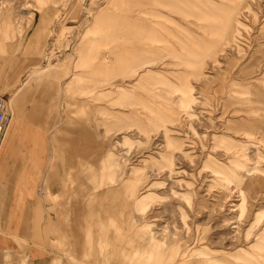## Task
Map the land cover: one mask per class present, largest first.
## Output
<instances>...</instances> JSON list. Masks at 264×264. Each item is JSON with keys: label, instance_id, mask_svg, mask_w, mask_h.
<instances>
[{"label": "rangeland", "instance_id": "obj_1", "mask_svg": "<svg viewBox=\"0 0 264 264\" xmlns=\"http://www.w3.org/2000/svg\"><path fill=\"white\" fill-rule=\"evenodd\" d=\"M0 71L27 123L57 97L38 188L63 264L68 202L101 220L93 264H264V0H0Z\"/></svg>", "mask_w": 264, "mask_h": 264}, {"label": "crops", "instance_id": "obj_2", "mask_svg": "<svg viewBox=\"0 0 264 264\" xmlns=\"http://www.w3.org/2000/svg\"><path fill=\"white\" fill-rule=\"evenodd\" d=\"M107 16V13H102L99 19L107 18ZM45 32V20L41 18L26 42L25 49L29 52L37 49ZM107 63L108 61L104 60V63L94 74L102 73L105 69L102 66ZM140 68H144V64L130 69L129 73L135 74ZM3 76L4 74L0 71V95L4 94ZM72 76L74 77L71 82L67 84L68 91L74 88L80 89L82 81L91 78L84 74H73ZM148 78L143 80H146L147 84ZM99 82L103 85H112L113 83L100 80ZM148 85L152 86V84ZM115 94V99H121L124 98L125 93L117 90ZM30 100H33V109L29 111L30 123H27L22 114L14 109L13 100L7 101L8 106L11 105L9 109H11L13 120L5 144L0 151V264H63L62 255H58L50 249V244L55 243L52 235L53 225L51 226L47 220L46 206L42 204L38 188L40 186L38 173L45 163V157L42 156L45 150V141L40 131L44 130V118L48 115L46 109L48 106L52 110L49 111L51 117L47 125L57 123L54 110L57 97L52 93L48 98L42 99L37 94ZM120 106L126 107L123 104ZM119 117H126V114L121 113ZM114 123L113 128L107 133L126 129L121 121ZM125 144L130 145L127 139H125ZM17 151H19L18 156L16 155ZM114 164L115 159L111 155L105 164V169L110 171ZM114 175V172H111L107 177L108 184L114 183ZM112 197L113 193L111 192H101L99 195L89 198L88 201L92 203L100 198L102 203L107 205ZM65 209L61 215L64 224L57 229V238L60 243H63L64 248L68 249L70 257L68 264H86L85 262L93 264V257L97 254L93 253L90 243V236L95 231L91 226L94 220L101 222L100 218H93V215L85 217L84 225L76 211L78 208L73 202H68ZM154 246L159 247L160 245L155 244ZM90 256L93 257L89 258ZM78 259H82V261L78 263Z\"/></svg>", "mask_w": 264, "mask_h": 264}, {"label": "built area", "instance_id": "obj_3", "mask_svg": "<svg viewBox=\"0 0 264 264\" xmlns=\"http://www.w3.org/2000/svg\"><path fill=\"white\" fill-rule=\"evenodd\" d=\"M11 114L7 107V100L4 95H0V149L3 145L5 135L9 129Z\"/></svg>", "mask_w": 264, "mask_h": 264}, {"label": "bare ground", "instance_id": "obj_4", "mask_svg": "<svg viewBox=\"0 0 264 264\" xmlns=\"http://www.w3.org/2000/svg\"><path fill=\"white\" fill-rule=\"evenodd\" d=\"M13 99H11V101H12ZM10 101V100H9ZM12 104V103H11ZM11 106V105H10ZM9 106V107H10ZM10 114H11V112H10ZM11 122H12V114H11V121H10V124H11ZM10 124H9V126H10ZM11 127V126H10ZM10 127H9V129H10ZM166 128V127H165ZM9 129H8V131H9ZM8 131H7V133H6V135H5V138H4V141H3V145L5 144V140H6V137H7V134H8ZM3 145H2V147H3ZM167 146L170 148V147H174V149H175V147L176 146H174V144H173V142L171 141V140H169V139H167ZM2 147H1V149H2ZM1 149H0V151H1Z\"/></svg>", "mask_w": 264, "mask_h": 264}]
</instances>
